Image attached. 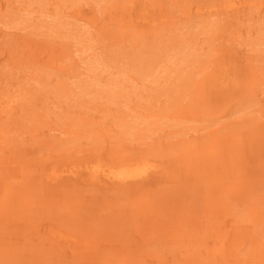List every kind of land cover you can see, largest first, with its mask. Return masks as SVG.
Masks as SVG:
<instances>
[{"label": "rangeland", "instance_id": "1", "mask_svg": "<svg viewBox=\"0 0 264 264\" xmlns=\"http://www.w3.org/2000/svg\"><path fill=\"white\" fill-rule=\"evenodd\" d=\"M0 264H264V0H0Z\"/></svg>", "mask_w": 264, "mask_h": 264}, {"label": "bare ground", "instance_id": "2", "mask_svg": "<svg viewBox=\"0 0 264 264\" xmlns=\"http://www.w3.org/2000/svg\"><path fill=\"white\" fill-rule=\"evenodd\" d=\"M232 4H233L232 1L228 2V6H231ZM151 167H152L151 164L142 162V163L118 165L116 167H111L108 169L95 168L93 170V173H96V175L101 176L104 179L107 178L117 181H128L145 175Z\"/></svg>", "mask_w": 264, "mask_h": 264}]
</instances>
